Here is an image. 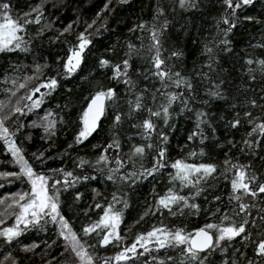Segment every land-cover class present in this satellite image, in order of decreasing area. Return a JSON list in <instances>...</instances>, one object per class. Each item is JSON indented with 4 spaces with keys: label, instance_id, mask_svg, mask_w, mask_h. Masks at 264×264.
<instances>
[{
    "label": "snow or ice",
    "instance_id": "1",
    "mask_svg": "<svg viewBox=\"0 0 264 264\" xmlns=\"http://www.w3.org/2000/svg\"><path fill=\"white\" fill-rule=\"evenodd\" d=\"M115 2L128 4L130 0H115ZM177 2L181 10L198 7L197 0H177ZM49 3H51L52 8L57 10L64 6L59 0H40L29 11L21 14L15 12L12 0H0V53L19 51L28 54L31 51L33 39L41 38L46 32L54 30L58 17L47 20L45 16L46 5ZM256 3L257 0H221L223 12L217 20L218 33L213 42L215 43V40L222 36L223 38L219 39V46L223 50L231 52L229 47L231 41L228 37L241 24L264 25V20L250 15L246 11L250 7L254 8ZM113 4L114 0H106L100 12L96 14V19H93L90 24L86 22L85 30L75 36V43L69 41L67 35L71 33L76 21L64 26L62 29H55L56 34L50 40L61 41L63 37L64 39L61 42L68 45L65 55L57 56L53 61L56 67L45 61L43 64L35 63L32 75L20 77L12 75L7 70L2 74L4 87L0 90V96L3 97L0 98V140H3L6 150L11 156V160L6 163L15 165L18 170L0 171V180L7 183L19 181L28 187L0 197V206H2L0 207V225L6 224L9 218L14 220V223L9 226L0 228V237H3L7 244H11L29 227L39 226L43 229L48 223H52L58 226V237L64 241V252L61 255L71 253L72 264H97V257L89 251L90 248H95L96 245L88 244L62 214L60 199L62 191H68L84 181L100 182L101 180L131 188L137 185L139 181L148 177H155L162 169L169 167V163L167 148L164 146L167 144L168 136L163 131L157 132L158 126L153 122V118L162 120L166 126L169 125V121L172 119V105L180 101L183 105L180 109L181 112L191 110L188 108L189 101L195 99L196 96V86L192 79L183 75L180 71H174L166 64V59L162 57V35L167 29L169 21L165 18L157 26L155 21H159L161 17L166 16L165 7L157 3L153 18L154 23L149 27L147 22H141L129 31H149L151 44L148 47V52L151 54L149 59L153 69L151 75L161 83V88L151 92V100L155 104L159 96L166 102L161 103L155 109L147 106L144 99L149 90L145 88L140 91L139 95H136L134 101H128V113L114 112L111 123L107 128L108 141L104 145L92 146L94 150L100 148L95 161L85 159L83 156L76 157L74 161L79 169H85L86 166L91 167L95 171V175L78 176L75 175L74 171H68L63 167L49 168L48 172L45 173L37 171L33 167V164L26 159L24 150L15 140L17 133L25 127L19 121L27 114L41 109L46 99L50 98L59 87L60 80L77 72L85 60L86 52L90 50L92 45L91 33L88 32V29H91L97 23V19L103 13L112 11ZM170 6L175 10L174 6ZM43 20H47V22L42 25ZM31 25L38 26L35 37L26 39ZM126 46L128 51L120 63L113 64L110 60L103 58L98 63L101 68L111 69V79L116 81L122 79L130 90H134L137 85L132 80L129 70L133 67L134 58L139 57L141 49L131 42ZM142 47L143 45H141ZM252 47L264 49V43ZM204 54L209 59L206 66L211 69L212 64L215 62L213 47L206 43ZM181 55H183L182 52L178 50L171 52L172 57L178 58ZM245 63L247 65L255 64L261 75L264 76V57H249ZM18 68L19 66H13L12 71H18ZM48 72H55V75H48ZM248 72L250 79L255 82L256 69L250 67ZM147 78L145 76V79ZM222 83L223 81L208 89V95L211 98L226 99L219 90ZM173 86L176 88L183 86L184 92L190 93L191 96L185 98L184 92L167 90ZM21 90H23L22 94ZM249 91L256 92L254 88H250ZM117 95V90L114 87L105 88L103 85H99L98 90L85 97L86 106L81 110L78 119L79 128L74 135L73 143L68 145L69 148L74 145H82L102 129L103 120L107 119V102H115ZM208 102L203 101L204 104ZM245 104L249 110L243 112V117L237 111L235 117L228 121V127L238 129L242 125V120L250 126V130L245 133L240 141L244 145V148L240 150H247L250 155L258 157L261 160L260 168H264V155L261 154L264 152V87H261L260 94L248 97ZM57 108H60V106L58 105ZM232 108L235 110L237 105L233 104ZM256 109L259 110V115L254 114L253 110ZM141 111H146L148 113L147 117L140 123L131 126L138 129L137 135L145 143L133 144L129 152L122 156L119 130L123 124V119L125 116L128 119H134V114ZM37 116V120H33L30 126L36 129L42 128L44 133L42 138L51 142L53 137L56 136L57 126L65 123L64 117L53 110H47L42 116L39 114ZM207 117L208 113L196 111V130L188 136L189 140L200 137V142L203 143L207 139L201 127L202 125L211 127ZM10 123L16 124L15 131L10 129ZM212 131L214 133L215 129L213 128ZM154 136L159 138V145L151 143ZM30 138L27 137V139ZM227 143L232 147H236L234 140H228ZM150 149L156 152L151 166L145 167L141 163L140 167L137 168V160H142L147 150ZM32 155L41 164L45 162L44 151ZM189 155L196 156L197 153L190 152ZM199 155H205L203 148L200 150ZM225 155L226 159L223 162L225 168L221 175H224L227 179L226 174L229 171L233 173L230 179L229 201L236 202V206L231 209V215L228 211L217 207L214 212H211V217L215 219L219 215V223H205L202 227L187 233L182 228L173 231L166 227H153L151 231L138 234L131 245L124 246L114 258H102L103 264H110L113 259L117 264H120V262H123V264H136V261L141 258H144V264H215L212 257L218 251L223 253L220 257L221 264H264V173L258 175L252 164L232 163V160L227 158V153ZM47 159H52V157H47ZM170 167L175 170L174 174L169 173L170 183L178 181L182 188L195 189L194 195H181L170 187L165 194L156 196L153 205L146 206L140 220H143L145 216L155 215L153 208L156 211L167 210L171 215H177L178 213L183 215L184 209L194 210L196 214L201 211V206L192 202V200L207 191L203 185L207 184L210 179L216 178L218 166L214 163H187L185 160L177 159L170 164ZM3 186V184H0V187ZM91 192L94 201L97 197H103L106 206L95 202L94 205L90 206L101 209L102 215L91 224L82 226L83 237H91L95 233L99 237L98 244L101 247L119 244L124 239L120 235L119 228L123 221V210L129 207L128 200L124 196L112 192L109 201L107 196L98 188H91ZM82 196L83 193L76 191L73 199L79 201ZM213 200L219 202L221 197L214 196ZM116 204H122L123 208L117 210ZM85 215H87V212ZM237 238H240L241 247L232 248L230 251V246L236 242ZM55 243L56 241H53V245ZM38 247L39 245L32 244L25 246L22 250L27 253ZM48 247L51 248L52 245H48ZM138 247L142 251H138ZM153 248L157 252L161 249H179L180 259L177 261L172 255L158 258L152 254ZM249 248L252 250L251 257H249L247 251ZM10 255L6 256L5 260H9ZM10 264H18V262L12 258ZM48 264H52V261H48Z\"/></svg>",
    "mask_w": 264,
    "mask_h": 264
},
{
    "label": "trees",
    "instance_id": "2",
    "mask_svg": "<svg viewBox=\"0 0 264 264\" xmlns=\"http://www.w3.org/2000/svg\"><path fill=\"white\" fill-rule=\"evenodd\" d=\"M40 0H12L15 12L23 13ZM64 6L58 10L52 8L51 3L46 5L45 16L47 20H56L54 30L48 31L41 38L32 40L31 51L28 54L23 52L0 53V90L3 89V73L7 70L10 73H16L20 77L32 75L35 63L43 64L45 61L53 64L57 56H64L67 44L61 41L50 40L55 33V29H62L68 24L76 23L67 39L75 43V36L85 30L87 24L92 23L96 19V14L100 12L106 0H59ZM198 7L195 9L181 10L177 0H130L128 4H119L114 0L112 11L103 13L97 23L93 25L88 32L91 33L92 45L90 50L85 54V60L77 72L71 76L60 80V85L52 96L46 99L41 109L35 110L33 113L22 117L19 123L25 125L20 132L17 133L16 143L24 150L26 159L33 164L37 171L48 172L49 168H65L68 171H74L75 175H95V171L86 166L85 169L76 167L75 158L83 156L85 159L95 161L96 156L100 152V148L93 149V145H104L108 141L107 128L111 123L112 116L115 111L128 113V101H134L136 95L140 91L147 88L148 93L145 94L144 103L152 108L158 107L166 101L158 96L157 102L153 104L151 100V92L161 88L160 81L151 75L152 64L150 62V53L148 47L151 44L150 34L148 30L130 32L129 29L141 22H147L149 27L154 23V15L157 3L162 4L166 10V16L161 17L159 21H155L157 26L166 18L169 21L167 29L162 35V57L166 59V64L173 68L174 71H180L183 75L192 79L196 86L195 99H190L188 108L191 110L180 111L183 105L180 101L172 105V119L169 125H164L162 120L153 118V122L157 124V132L163 131L168 136L167 159L169 167L162 169L155 177H148L139 181L137 185L129 188L125 185L112 184L111 182L84 181L68 191H62L61 194V211L69 220L71 226L77 231L82 238L90 245H96L89 251L97 257V264H103L105 257H115L117 252L121 251L124 246H130L138 234L151 231L153 227H166L169 230L184 229L187 232H193L195 229L202 227L205 223H219L220 216L215 219L211 217L217 207L228 211L231 215V209L236 206L235 201H229L231 191L230 179L233 173L229 171L227 179L221 173L224 172V160L230 158L232 163L242 165L252 164L257 170V174L264 173V168H260L261 160L250 155L247 150L241 151L244 145L240 143L245 133L250 130V126L242 120V125L238 129L228 127V121L235 117L236 112L249 110L245 104L248 97L260 94L261 87H264V76L261 75L257 66L247 65L246 59L264 57V49L252 47L264 43V25L243 23L232 34L229 35L231 44V52L223 50L219 46V37H217L218 29L216 27L217 20L223 12L221 0H197ZM174 6L175 10H173ZM248 14L254 15L264 20V0H257L254 8L246 9ZM43 20L41 24L47 22ZM103 25V26H102ZM36 25L29 26L26 36L27 38L35 37L37 30ZM223 27V26H222ZM87 34V33H86ZM131 42L137 48H140L139 57L134 58L133 67L129 70L132 80L137 87L130 90L123 80L116 81L111 79L112 71L110 68H101L99 66L100 59H108L113 64L120 63L125 58L128 51L127 44ZM208 44L214 49V60L212 68L206 65L209 63L208 56L204 54V45ZM141 45L143 47L141 48ZM180 51L183 55L180 57H172V51ZM13 66H19L18 71H12ZM53 67H56L53 64ZM256 69V81L253 82L249 77V68ZM48 75H55V72H48ZM206 74V75H202ZM145 76L148 78L145 79ZM220 91L226 99H215L208 95V89L213 85L220 84ZM103 85L105 88L114 87L117 90V98L115 102L108 103L107 119L103 120L102 129L85 141L82 145H74L69 148L68 145L73 143L74 135L78 131V119L81 110L86 106L85 97L90 93L98 90V86ZM250 88L256 90L255 93L249 91ZM171 92H184L183 86L180 88L170 87L167 89ZM23 90H21V94ZM185 98L191 96L190 93L184 92ZM0 98H3L0 96ZM203 101H209L204 104ZM236 104L234 110L232 105ZM60 108H57V106ZM66 106V107H65ZM53 110L64 117L65 123L57 126L56 136L52 141H48L44 136L43 129L32 128L31 122L37 120L39 114L42 116L45 111ZM196 111H204L208 113L207 119L210 121L211 127L202 125L204 135L207 139L203 143L200 137L189 140L188 136L196 130ZM255 115H259V110H253ZM134 119H123L120 128V136L122 142L121 155L128 153L133 144H143L145 141L137 135L138 129L133 128L132 124L140 123L147 117L146 111L134 114ZM12 131L16 130V124H9ZM215 129L213 133L212 129ZM27 137H31L27 139ZM259 139V137H258ZM228 140H234L236 147H232L227 143ZM151 143L159 145L160 140L154 136ZM203 148L205 155H199ZM44 151L45 162L41 164L33 157V153ZM190 152H196V156H190ZM264 155V152L261 153ZM111 155V153H110ZM156 155L155 150H147L142 160H137L136 167L139 168L143 163L145 167H150L153 157ZM52 157V159H47ZM126 159V156L124 157ZM177 159L185 160L187 163H214L218 166V172L215 179H210L203 187L207 189L201 196L195 197L192 202L201 206V211L196 214L194 210L184 209V214L171 215L167 210L156 211L155 215L145 216L140 220L141 215L145 212L147 205L155 203L156 196L166 193L168 188L172 187L181 195L192 196L195 189L182 188L178 181L170 183L169 173L174 174L175 170L170 164ZM11 160L10 154L6 150L3 140H0V171H17L15 165L7 164ZM0 197L10 195L13 192L27 189V185L22 182L7 183L0 180ZM91 188L100 189L107 199L111 200V193L116 192L118 195L124 196L128 200L129 207L123 210V221L120 225L119 232L124 238L119 244H110L101 247L98 244L99 237L94 233L91 237H83L81 228L84 225L91 224L99 219L102 215L101 209L90 207L95 203H101L106 206L103 197H97L93 200ZM153 189L155 190L153 192ZM76 191L83 193L79 201L73 199ZM126 194V195H125ZM214 196H220L221 200L216 202ZM247 202V201H245ZM2 207V206H0ZM117 210L123 208L122 204L115 205ZM259 207V203H258ZM87 212V215L85 213ZM139 221V223H137ZM14 220L9 218L2 227L9 226ZM227 223V222H225ZM53 241L56 243L53 245ZM36 244L38 248L32 252H24L25 246ZM48 245H52L51 248ZM241 247L240 238L230 246L232 248ZM138 251H142L139 249ZM249 257L252 256V250H248ZM64 252V241L58 237V226L48 223L45 228L29 227L20 237L11 244H7L3 237H0V264H10L12 258L16 259L18 264H72L71 253ZM9 260H5L9 256ZM153 255L158 258H165L167 255L174 256L177 261L180 259L179 249H161L159 252L153 248ZM147 256V254H145ZM223 255L217 252L212 257L215 264H221L220 257ZM150 259V257H149ZM110 264H117L115 259ZM123 264V262H120ZM136 264H144V258L136 261Z\"/></svg>",
    "mask_w": 264,
    "mask_h": 264
},
{
    "label": "rangeland",
    "instance_id": "3",
    "mask_svg": "<svg viewBox=\"0 0 264 264\" xmlns=\"http://www.w3.org/2000/svg\"><path fill=\"white\" fill-rule=\"evenodd\" d=\"M11 74L12 75H18V74H16V73H13V72H11ZM19 76V75H18ZM3 80V79H2ZM14 223V222H13ZM0 228H1V225H0Z\"/></svg>",
    "mask_w": 264,
    "mask_h": 264
}]
</instances>
